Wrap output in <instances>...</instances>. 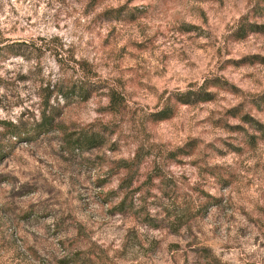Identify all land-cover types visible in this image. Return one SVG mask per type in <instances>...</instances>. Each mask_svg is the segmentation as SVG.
Instances as JSON below:
<instances>
[{"label":"rangeland","instance_id":"374dc122","mask_svg":"<svg viewBox=\"0 0 264 264\" xmlns=\"http://www.w3.org/2000/svg\"><path fill=\"white\" fill-rule=\"evenodd\" d=\"M19 41L39 51L0 59V264H264V0H0ZM84 130L102 143L73 148Z\"/></svg>","mask_w":264,"mask_h":264},{"label":"trees","instance_id":"16d2710c","mask_svg":"<svg viewBox=\"0 0 264 264\" xmlns=\"http://www.w3.org/2000/svg\"><path fill=\"white\" fill-rule=\"evenodd\" d=\"M39 47L37 48L35 44H27L24 41H19V42H10L6 44L0 45V59L3 57H8V56H27V54L30 55H37ZM38 57V56H35ZM59 91L62 96L65 98L68 97H73V96H78L81 99H86L90 93L91 90L87 88L86 84L83 82H72L71 84L65 85L62 84L59 88ZM110 97H111V107L116 110L118 105L121 103V97L118 95V93L114 90L110 92ZM188 94H184L183 96L185 97V100L182 101H190L188 100L189 98L187 97ZM209 95V94H205ZM187 97V98H186ZM201 99H208L207 97H202ZM159 120L168 118L171 116L170 112H168V109H163L158 112L157 114ZM53 119L50 117H44L41 125H48V123H51ZM9 128L11 129V132H13L15 137H18L21 135V131L18 130L17 125L10 123ZM101 136L99 133L95 131H90V130H84L83 132L79 133L78 136H75V138L71 137L70 138V143L72 144L73 148L75 149H86V148H93L95 146L100 145L102 142L100 141ZM1 153V152H0Z\"/></svg>","mask_w":264,"mask_h":264}]
</instances>
